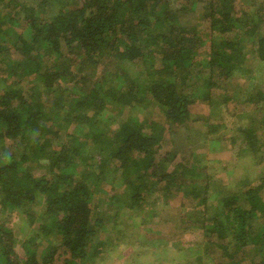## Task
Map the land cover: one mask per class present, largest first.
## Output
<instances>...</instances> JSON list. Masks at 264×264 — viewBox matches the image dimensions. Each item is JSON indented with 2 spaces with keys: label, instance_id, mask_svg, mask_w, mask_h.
I'll return each mask as SVG.
<instances>
[{
  "label": "trees",
  "instance_id": "1",
  "mask_svg": "<svg viewBox=\"0 0 264 264\" xmlns=\"http://www.w3.org/2000/svg\"><path fill=\"white\" fill-rule=\"evenodd\" d=\"M256 2L0 0V264L89 263L104 222L122 234L120 211L131 218L146 210L144 224L166 226L175 219L164 216L165 207L176 195L202 206V235L229 264H239L234 253L250 245L261 246L262 257L248 264H264V175L234 189L210 177L174 184L185 168L167 171L169 157L159 151L189 121L212 133L231 116L247 119L235 123L242 145H262L254 132L264 120L245 111L264 93L255 83L241 90L244 98L224 91L235 74L247 77L243 45L264 61V6L255 9ZM110 62L117 70L107 72ZM254 89L257 95L246 96ZM98 193L106 197L96 204ZM210 195L217 205L207 204ZM12 216L37 224L21 243L23 254ZM226 236L234 250L222 242Z\"/></svg>",
  "mask_w": 264,
  "mask_h": 264
},
{
  "label": "rangeland",
  "instance_id": "2",
  "mask_svg": "<svg viewBox=\"0 0 264 264\" xmlns=\"http://www.w3.org/2000/svg\"><path fill=\"white\" fill-rule=\"evenodd\" d=\"M262 5L264 6V0H260L259 3L256 2L255 9ZM202 30L206 29L203 28ZM205 46L203 45V49ZM242 49L245 53H249L244 60V65L248 67L247 77L250 78L243 76L242 73L233 76V79L229 81L228 89L224 90L226 95L233 98L238 96L244 98L245 94L240 92L248 87L250 83H255V87L259 88L261 93H264V78L260 79L261 75L264 74V61L256 60L254 55L249 52L248 45H243ZM108 66L107 72L117 70V66L113 62H110ZM143 68L139 67L140 70ZM256 73L258 78L253 79ZM258 92L255 89L250 90L246 93V96L249 93L257 95ZM220 103L218 100L212 108L218 111ZM205 106L196 107L197 112L203 114V118H207L204 115L207 111ZM143 110L142 107L136 108L134 112L137 115L135 116L141 117L144 114ZM245 112H249L257 123L264 120V99H260L258 103L248 105ZM108 113L110 115V112ZM194 116L196 114L193 113L192 119L195 118ZM238 120L241 124L247 125V119L240 117ZM238 120L233 116L228 117V124L212 133H208L205 125L201 124L198 127L196 126L198 123L195 124L192 123L193 121H189L185 124V127L179 126L173 134L164 137L159 151L167 153L169 157V160L166 161L168 164H165L168 170H165L169 171L175 165L181 167V169L182 167L185 168V172L175 175L173 183L189 184L193 182V184H205L206 179L210 177L217 184L220 182L222 189H234L237 185H239V188H243L242 186L248 184H256L257 178L264 175L262 174L264 170V126H262L263 124L258 125L259 127L254 132L257 145L261 143L262 150L259 151L261 146H257V151H251L244 144L242 145L240 138H238L237 124L235 125ZM30 166L37 168L36 164ZM32 170L35 172L34 169ZM41 172L38 171L37 173ZM114 181L115 184L119 185L121 179L118 177ZM102 188L105 191L109 189L108 180L102 184ZM215 196L210 195L207 204L217 205ZM105 197L104 193H98L93 201L98 204L99 200L105 199ZM169 199L168 205L165 207L169 212H166L164 216L172 217L175 220H172L170 224L167 223L166 226L154 222L144 224L140 214L147 216L146 210L135 213L130 218L129 211L122 209L119 213L118 222V225L122 228V234H118L110 223L104 222L99 238L96 239L99 242L96 247L97 253L93 256L92 261L86 264H229L228 262L232 259L228 256L221 257V249L215 245V242H212L211 238L206 235H202L201 231L203 229L201 226L205 221H202V216L199 214L200 209L202 211V206H196L197 200L192 196L180 197V195ZM161 200L164 201V199ZM32 211L35 212L37 218H40L43 207L36 206ZM105 211L112 213L114 210L107 206ZM16 216L10 218L9 225L17 240L16 251L18 254H23L21 243L24 239L33 236V230L37 224L35 223L34 226L30 227L25 220L23 221ZM184 216L186 221L183 222L181 218ZM203 219L205 220L204 217ZM134 220H136L135 223ZM26 224L28 227H26ZM230 240L231 238L226 236L222 239V242H225L231 250H234L236 246L234 243L228 244ZM39 247L40 250L42 246ZM260 247L258 249L252 248L251 245L245 249L238 247L234 257L239 264L257 261L262 257L258 252Z\"/></svg>",
  "mask_w": 264,
  "mask_h": 264
}]
</instances>
